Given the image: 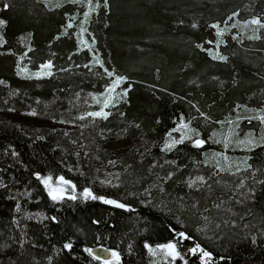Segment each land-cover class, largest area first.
Listing matches in <instances>:
<instances>
[{
	"label": "trees",
	"instance_id": "1",
	"mask_svg": "<svg viewBox=\"0 0 264 264\" xmlns=\"http://www.w3.org/2000/svg\"><path fill=\"white\" fill-rule=\"evenodd\" d=\"M95 1L87 21L92 45L82 48L69 26L82 3L0 0V98L11 99L9 92L15 100L61 97L124 78L123 95L100 120L139 140L121 156L127 182L101 187L70 169L58 146L63 131L42 128L36 135L0 121V249L6 252L0 264H264V238L248 234L264 216V142L230 149L229 160L243 157L262 180L245 199L252 182L232 192L231 178L221 171L227 169L209 158L223 147L207 139L211 126L202 124L204 117L220 119L243 105L264 106V27L251 38L256 49L239 45L232 29L220 33L217 27L236 15L264 23V0ZM215 40L227 59L212 55ZM22 61L32 68L51 61L56 75L31 79L19 73ZM182 118L192 119L200 134L168 143ZM198 138L206 143L195 146ZM197 166L210 178L190 186ZM59 176L74 189L53 200L48 180ZM85 189L126 207L85 198ZM171 241L182 258L157 260L148 249ZM196 244L211 257L190 253ZM95 246L119 258L97 259L86 251Z\"/></svg>",
	"mask_w": 264,
	"mask_h": 264
},
{
	"label": "rangeland",
	"instance_id": "2",
	"mask_svg": "<svg viewBox=\"0 0 264 264\" xmlns=\"http://www.w3.org/2000/svg\"><path fill=\"white\" fill-rule=\"evenodd\" d=\"M44 1L50 6H58L68 0ZM78 2L82 3V6L79 8L80 12L72 14L70 25L75 32L80 46L87 48L92 45L87 36V21L91 12L96 9L97 2L95 0H91V3H89V0H78ZM86 13L87 18H85ZM237 16H235L237 19H234L232 23L217 25L220 33H225L232 29L231 36L236 41L240 39L237 41L239 45L256 49L251 38L260 34L259 25H254L249 22L259 18L238 19ZM220 41L215 40L211 42L213 44L210 47V51L216 57L221 56L219 49ZM93 54L94 61L98 63L97 61L99 60L95 55V51H93ZM27 64L30 63L22 61L18 65L19 73L31 79H45L55 74V69L51 61L42 62L36 68H32ZM49 64L51 67H45V65ZM116 77L120 76H114L110 84H104L100 88L89 89L78 87L67 92L64 96H54L47 99H42L41 97L33 100L21 96L15 100L13 97L16 95L9 92V95H12L11 99L9 97L0 98V121L14 123L27 133L36 135L40 134L42 128L63 131L64 138L58 141V146L61 148L63 160L70 169L84 176L88 182L92 181L97 186H123L127 182L128 167L122 166V153H125L131 148H136L139 140H134L127 128H113L112 126H108V124L103 125L100 120L102 117L89 115V113L99 112L101 110L107 113V108L112 105L113 101L121 98L124 93L121 83L115 87L114 91H110ZM117 106L116 104L113 106L114 110L117 109ZM32 113H35V115ZM260 117H264V106L255 108L243 105L223 118L212 119L211 121L206 119V117L202 119L203 127L211 126V129L208 128L207 131V139L211 142L219 143L218 145L223 147V149H216L215 153L209 158L215 160L218 169L219 167L227 169L223 171V175L231 178L233 183L226 182V184L228 183L232 192L235 188L241 189L242 187H246L248 182H252L247 192L242 195V198L245 197V199L250 198L251 194H253V189H255L254 187L262 180L256 177L258 174L256 169L249 164L247 166V163L243 162V157L237 158L236 156L232 160H229V152L230 149H249L264 142V120L260 119ZM184 125H187V127H184ZM199 129L195 130L192 119L182 118L168 135V143L174 144L178 140L200 134L201 130ZM196 140L204 139L198 138ZM168 172V177H171L173 172L169 170ZM60 177L48 180L51 195L64 196L74 189L69 180L63 177L65 181H69L70 183H62ZM199 177H203V180L197 179ZM207 177L208 175L202 174L197 166L195 174L188 178L189 185L201 183L202 186L210 178V176L208 179ZM254 184L256 185L253 186ZM229 191L226 190L225 192L228 193ZM212 205L218 208L221 203L213 202ZM36 214L42 215V212ZM206 218L208 219L209 216H204V224H202V227H205V225L207 227L208 225V223H205ZM254 226L256 228L248 231V234L250 233L249 235L255 238H264L263 215L259 216L256 223L254 222ZM168 243L149 245L148 249L157 260H175L177 257L182 258L183 256L178 246L177 251L180 255L176 257L169 255L167 249L160 247ZM5 253L4 249L1 248L0 257Z\"/></svg>",
	"mask_w": 264,
	"mask_h": 264
},
{
	"label": "snow or ice",
	"instance_id": "3",
	"mask_svg": "<svg viewBox=\"0 0 264 264\" xmlns=\"http://www.w3.org/2000/svg\"><path fill=\"white\" fill-rule=\"evenodd\" d=\"M70 2L77 3L78 0H70ZM89 3H91V0H89ZM6 7H7V5H6ZM85 18H87V13L85 14ZM229 19H231V17ZM3 23H4V21L0 20V25H2ZM249 23L254 24V25H260V27H264V23H261V21L259 19H253ZM69 26H71V25H69ZM82 31H83V29H82ZM214 58H218V59H222V60L223 59H227L226 57H223V56H218V57H214ZM97 62L99 63V61H97ZM45 67H51V65L50 64L49 65H45ZM108 75L111 76V75H113V73L109 72ZM122 79H124V78L116 77V79H115V81L113 83V86L110 89V91H114L115 87L121 83ZM105 106H107V105H105ZM32 114L35 115V113H32ZM89 115L94 116V117H102V118L106 119L107 116L109 115V113H106L103 110H101L99 112L89 113ZM81 119H83V117H81ZM260 119L264 120V117H260ZM184 127H187V125H184ZM178 142L179 141H177V143ZM204 143H206L204 140H196L195 141V146L200 147ZM167 147L170 148V147H172V145H168ZM221 171H224V169H221ZM50 179L51 178H49V180ZM197 179H199V180L202 181L203 180V177H199ZM60 180H61L62 183H70L69 181H65L63 177H60ZM45 183H47V181H45ZM73 187H74V185H73ZM83 195H84L85 198H91L93 200L100 199V200H103V202L106 203V204H113V205H115V206H117L119 208H125L126 207L124 204L118 203L115 200H105L103 197H97V196L93 195L92 192L90 190H88V189H85V192H84ZM71 198L72 199H76L75 196H73ZM52 199L53 200L62 199V196H58L56 194H53L52 195ZM176 235L178 237L182 238L183 240H191V239H193V237L188 236L184 232H179ZM160 247L162 249H167L169 255H171L173 257H176V256H179L180 255V253L177 251V243L176 242H170L168 244L161 245ZM65 248L71 249L72 248V245L70 243L69 244H66L65 245ZM86 251L91 252L92 250L91 249H86ZM188 251L190 253H192L193 255H195L197 253H200L201 254V259L210 258L211 257V253L203 250L199 244H196L194 247L190 248ZM113 255L116 256L117 259L119 258L117 253H113ZM96 258L99 259V257H96ZM205 264H208V261L207 260H205Z\"/></svg>",
	"mask_w": 264,
	"mask_h": 264
},
{
	"label": "water",
	"instance_id": "4",
	"mask_svg": "<svg viewBox=\"0 0 264 264\" xmlns=\"http://www.w3.org/2000/svg\"><path fill=\"white\" fill-rule=\"evenodd\" d=\"M91 252L96 255L97 257H100L104 260H111L113 258H115V256L113 255V253H115L112 249H109L105 246H95L93 248H91Z\"/></svg>",
	"mask_w": 264,
	"mask_h": 264
},
{
	"label": "bare ground",
	"instance_id": "5",
	"mask_svg": "<svg viewBox=\"0 0 264 264\" xmlns=\"http://www.w3.org/2000/svg\"><path fill=\"white\" fill-rule=\"evenodd\" d=\"M116 253V252H115ZM115 258H116V256H115ZM115 258H113V259H115ZM113 259H111V260H113Z\"/></svg>",
	"mask_w": 264,
	"mask_h": 264
}]
</instances>
